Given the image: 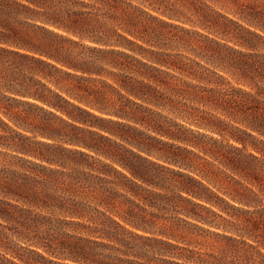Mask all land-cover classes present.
Here are the masks:
<instances>
[{
  "label": "trees",
  "instance_id": "16d2710c",
  "mask_svg": "<svg viewBox=\"0 0 264 264\" xmlns=\"http://www.w3.org/2000/svg\"><path fill=\"white\" fill-rule=\"evenodd\" d=\"M94 95L115 100L116 116L184 146L170 144L183 153L171 159L182 169L177 195L186 207L176 212L183 217L150 231L118 213L116 197H138L137 188L154 183L128 164L122 152L136 154L116 138L136 143L107 129L115 139L89 131L99 142L76 144L109 160L100 162L115 177L105 179L115 196H95L109 213L55 193L41 197L15 188L1 192L0 219L11 220L13 207L24 211L13 200L79 219H91L94 211L102 228L90 234L107 243L76 237L73 255L36 243L46 255L14 250L11 258L2 257L6 262L264 264V0H0L1 130L10 129L2 119H13V102L84 122L79 114L93 115L82 105L102 110L89 99ZM0 146L13 149L4 141ZM17 149L62 166L54 155ZM37 168L32 173L57 170ZM52 180L46 177L44 183ZM75 184L67 192L73 193Z\"/></svg>",
  "mask_w": 264,
  "mask_h": 264
},
{
  "label": "rangeland",
  "instance_id": "374dc122",
  "mask_svg": "<svg viewBox=\"0 0 264 264\" xmlns=\"http://www.w3.org/2000/svg\"><path fill=\"white\" fill-rule=\"evenodd\" d=\"M97 86L100 87L101 85L97 84ZM13 98H15L14 95ZM89 99L102 110L82 105L94 116L79 114L84 122L57 119L28 104L13 102V119L5 117L2 119L10 129L5 131L0 128V135L3 137L0 141L13 144V149L0 146V197L3 196L2 191H6V189L13 191L15 188L21 189L23 193H37L41 197L49 192L65 198L70 197L76 201L86 203L91 208L97 207L101 211L109 213L105 206L98 205L97 200H95V196L98 194L115 196L110 188L112 185L105 181V179H115V177L111 172L107 174L106 171H111L110 168L100 162L101 160L109 163V160L76 144V141L85 140L98 143L97 136L92 135L89 131L115 139L114 136L103 130L107 129L111 133H120L136 143L137 146H133L116 138V141L124 148L139 155L138 157L128 152L124 153V149H121L128 160V164L142 172L154 183L152 185L142 184L145 190L137 188L138 197L131 196L128 193L126 195L129 199L122 196L116 197L115 210L135 222L145 223L150 231H159L160 228L167 227V220L175 221L177 217H183L182 214L176 212L186 207V204L177 195L179 192L177 187L183 181L177 172L182 169L174 165L171 159L175 155L181 157L183 153L177 151L175 147L184 146L157 135L132 119L116 116L114 113L117 111V104L113 99L105 100L96 97V95L90 96ZM154 110L160 111L155 108ZM16 111L17 115H15ZM161 113L186 128L197 129L186 121L167 114L166 111ZM62 120H68L69 123L64 124ZM198 130L201 133L218 137L217 134H211L207 130ZM18 133L24 139L20 138L17 135ZM182 133L188 135L184 131ZM36 142L52 145L53 148L36 144ZM100 143L107 147L106 143ZM170 144L175 147H170ZM18 147L54 155L62 163V166L58 164L47 165V163L41 162L28 154L18 152ZM76 151L87 156H83ZM76 163L80 164L77 165ZM84 163L92 165L93 169L85 166ZM34 164L57 170L54 173L40 170V174H35L32 173V169L41 168H37V165ZM114 166L130 176L127 171L121 169L118 165ZM101 169L104 174L99 173L98 170ZM46 177H53L54 180L44 183ZM70 183H76L73 193L67 192L71 187ZM119 191L124 193L120 189ZM182 195L186 196L185 194ZM13 205H18L24 211H17L13 207V218L11 220L4 221L0 219V264H9L2 257L11 258L10 253L14 250L22 253L25 249H36L46 255L45 250L37 246L36 243L45 245L61 255H73L75 253L77 250L75 238L79 236L107 243L105 239H98L96 238L97 235L90 234L91 231H95L94 229L102 228V218L94 211H90L88 214L92 216L91 219H79L19 203L15 200H13ZM115 218L120 220L117 214H115ZM137 232L142 233L139 230ZM84 246L87 248L93 247L90 243H84ZM86 250L90 253V250ZM96 252L105 253L104 249L100 248H97ZM66 262L70 261L66 260Z\"/></svg>",
  "mask_w": 264,
  "mask_h": 264
}]
</instances>
